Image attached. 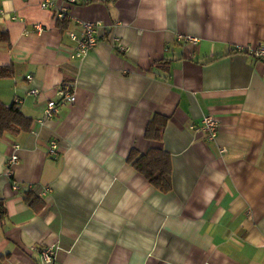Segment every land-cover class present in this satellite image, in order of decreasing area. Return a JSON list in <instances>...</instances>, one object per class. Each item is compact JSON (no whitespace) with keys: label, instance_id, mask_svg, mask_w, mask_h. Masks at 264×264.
Here are the masks:
<instances>
[{"label":"crops","instance_id":"0c3cea01","mask_svg":"<svg viewBox=\"0 0 264 264\" xmlns=\"http://www.w3.org/2000/svg\"><path fill=\"white\" fill-rule=\"evenodd\" d=\"M43 1L0 0V103L31 120L0 132V264H264V0ZM83 21L97 43L75 57ZM151 147L168 192L128 159Z\"/></svg>","mask_w":264,"mask_h":264},{"label":"trees","instance_id":"16d2710c","mask_svg":"<svg viewBox=\"0 0 264 264\" xmlns=\"http://www.w3.org/2000/svg\"><path fill=\"white\" fill-rule=\"evenodd\" d=\"M60 26L66 25V20L59 22ZM6 33L0 29V40L4 39ZM11 66H0V77L10 76ZM167 121V116L154 114L148 121L145 128V137L158 141L161 139ZM30 118L25 117L19 110L16 103L4 105L0 103V132L8 131L17 133L20 130H27L30 125ZM129 160H133L135 169L143 174L145 178L162 192H168L171 187V158L170 154L159 147H151L145 153L138 155L131 151ZM4 208L0 203V214Z\"/></svg>","mask_w":264,"mask_h":264},{"label":"built area","instance_id":"2783aa9c","mask_svg":"<svg viewBox=\"0 0 264 264\" xmlns=\"http://www.w3.org/2000/svg\"><path fill=\"white\" fill-rule=\"evenodd\" d=\"M70 3H79V2H87L88 0H66ZM53 0H44L41 2V7L43 8H51L52 7ZM63 7L59 8V16H63ZM82 37L78 39L77 41V47L74 52L75 57H81L89 50L93 49L97 43V35H96V23L93 21H83L82 23ZM70 36L72 38H76L74 33H70ZM186 39L192 43H195L197 41V37L188 35L186 36ZM114 46L118 48L119 50H125V47L116 39L114 42ZM255 54L259 56L260 58L264 59V45L259 46L255 50ZM30 78V76L28 77ZM71 82L65 81L57 86L56 93L59 95L61 101H65L67 103H72L75 101V93L71 88ZM39 92V89L35 87H31L29 89V93L31 94H37ZM57 109V102L54 99H49L46 102V105L44 107V115L46 117L51 116ZM202 127L209 133V137H214L218 128V121L210 116L206 115L202 119ZM55 142H52L49 148L50 153L55 152ZM17 160V155H11L9 158V163L13 164ZM40 256L41 259L45 263H51L53 261V249L51 247H46L40 250Z\"/></svg>","mask_w":264,"mask_h":264}]
</instances>
